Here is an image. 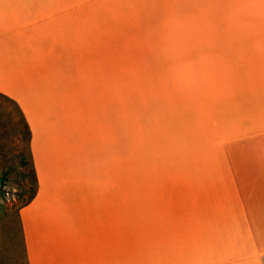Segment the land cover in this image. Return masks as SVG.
I'll return each instance as SVG.
<instances>
[{"label": "crops", "instance_id": "1", "mask_svg": "<svg viewBox=\"0 0 264 264\" xmlns=\"http://www.w3.org/2000/svg\"><path fill=\"white\" fill-rule=\"evenodd\" d=\"M242 42L264 43V0H0V93L30 126L38 177L21 211L28 264H115L128 255L130 60H175L180 46L193 60L197 45L203 52ZM247 91L248 109L233 114L234 140L263 143L245 150L220 143L221 163L187 174L180 264H264V87ZM91 121L107 128L111 153L102 154L112 178L107 159L106 171L95 167L97 181L84 168L80 179L55 180L46 197L44 182L53 181L46 177ZM115 166L123 182L114 181ZM66 186L73 197L59 206L53 190L62 198Z\"/></svg>", "mask_w": 264, "mask_h": 264}, {"label": "rangeland", "instance_id": "2", "mask_svg": "<svg viewBox=\"0 0 264 264\" xmlns=\"http://www.w3.org/2000/svg\"><path fill=\"white\" fill-rule=\"evenodd\" d=\"M209 46V51L200 52L201 45H197L193 60L187 58L183 46L175 60H130L126 93L128 168L124 182L116 166L114 177V181L128 183L124 223L129 225V259L125 252L123 258L120 253L115 264H130L154 254L170 256L173 264H180L183 255L186 260L183 212L192 190L187 187V174L196 173L192 171L201 165L221 163L220 143L244 150L263 143L248 137L234 140L237 135L233 114L244 111L243 106L248 109L252 98L248 89L264 87V43ZM129 53L134 55L133 50ZM23 114L13 100L0 93V179L4 178L0 185V264H28L21 211L30 202L33 183L31 166L23 163L31 159ZM77 133L80 145H74L71 151L64 148L66 159L57 163L60 169L54 172L53 168L46 177L52 176L53 180L52 185L44 182V195L48 198L47 192L55 188V180L62 186L80 179L85 168L97 181L100 172L95 170L107 169L111 153L107 128L91 121L87 127L81 124ZM109 162L110 159L111 179ZM72 191L66 186L60 198L53 190L55 203L60 206L64 199H71ZM93 202L88 200L87 206Z\"/></svg>", "mask_w": 264, "mask_h": 264}, {"label": "trees", "instance_id": "3", "mask_svg": "<svg viewBox=\"0 0 264 264\" xmlns=\"http://www.w3.org/2000/svg\"><path fill=\"white\" fill-rule=\"evenodd\" d=\"M20 110H21V108H20ZM22 114H23V111H22ZM23 119H24V122H25V124H24L25 133L27 135V139H28V142H29L30 158H31L30 161H23V163L24 164H29L31 166L30 175H31L32 183H33V188H32V192H31L30 198L28 199L29 201H31L34 198V196L36 195L38 177H37V172H36V168H35L33 157H32V152H31L32 132H31L30 126H29L24 114H23ZM0 180H1L0 181V185H1L2 180H4V178L1 177ZM128 259H129V254H128ZM130 264H171V257L169 256L167 258H163V257H159L156 254L148 255V257H143V259L132 260L130 262Z\"/></svg>", "mask_w": 264, "mask_h": 264}]
</instances>
